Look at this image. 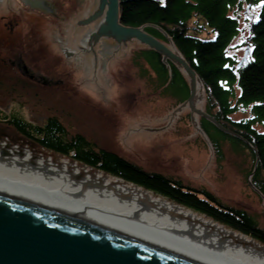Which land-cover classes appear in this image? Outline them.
<instances>
[{
  "label": "rangeland",
  "instance_id": "rangeland-1",
  "mask_svg": "<svg viewBox=\"0 0 264 264\" xmlns=\"http://www.w3.org/2000/svg\"><path fill=\"white\" fill-rule=\"evenodd\" d=\"M102 1H49L58 10V16H54L31 8L23 0H0V72L7 78L23 77L26 84L33 85L18 89L17 97L0 91V110L16 112L33 122L57 115L71 134L82 133L100 148L114 151L145 169L207 187L229 205L246 208L264 227V198L244 173V168L250 166L244 159L248 152L236 151L226 142L223 162H217L214 148L200 127L205 104L201 84L191 103L188 99L176 103L177 98L165 92L161 84L156 89L157 75L149 69L148 61L144 57L133 59L134 51L147 44L135 36L120 39L112 31H101L108 7L106 3L101 8ZM260 7L259 2L251 8L253 17ZM243 27L234 46L242 44L247 34L245 22ZM165 44L177 53L171 42ZM244 49L243 45L238 47L239 56ZM180 66L191 82L190 73ZM0 132L13 133L2 123ZM15 139L0 135V145L4 144L1 148L28 152L35 160L66 163L82 177L101 173L157 195ZM248 238L264 246L255 238Z\"/></svg>",
  "mask_w": 264,
  "mask_h": 264
},
{
  "label": "trees",
  "instance_id": "trees-1",
  "mask_svg": "<svg viewBox=\"0 0 264 264\" xmlns=\"http://www.w3.org/2000/svg\"><path fill=\"white\" fill-rule=\"evenodd\" d=\"M259 2L260 10L253 17L251 8ZM119 20L174 45L204 89L207 115H201L200 127L214 148L217 162H223L226 142L241 153L245 149L248 155L244 159L250 166L244 168V173L264 198V2L121 0ZM243 22L247 24V34L242 44L234 46L244 30ZM241 45L245 49L239 56ZM142 57L156 72V89L163 85L165 92L177 98L176 103L188 99L191 82L178 62L166 59L161 50L151 46L134 51L133 59ZM4 74L0 72V91L6 95L17 97L18 89L32 85L26 84L23 77L7 78ZM237 113L242 115L236 117ZM0 123L13 131L0 135L15 137L16 142L35 145L141 186L264 244V227L246 208L229 205L207 187L185 182L179 176L145 169L114 151L100 148L82 133L71 134L57 115L33 122L16 112L0 110Z\"/></svg>",
  "mask_w": 264,
  "mask_h": 264
},
{
  "label": "bare ground",
  "instance_id": "bare-ground-1",
  "mask_svg": "<svg viewBox=\"0 0 264 264\" xmlns=\"http://www.w3.org/2000/svg\"><path fill=\"white\" fill-rule=\"evenodd\" d=\"M1 147L0 198L9 203L202 264H264V246L190 208L101 173L82 177L66 163Z\"/></svg>",
  "mask_w": 264,
  "mask_h": 264
},
{
  "label": "water",
  "instance_id": "water-1",
  "mask_svg": "<svg viewBox=\"0 0 264 264\" xmlns=\"http://www.w3.org/2000/svg\"><path fill=\"white\" fill-rule=\"evenodd\" d=\"M120 1H102L101 8L106 3L108 7L101 31H112L120 39L135 36L182 65L192 77L191 103L197 92L195 71L155 36L142 28L123 25L119 20ZM201 114L207 115L203 111ZM11 203L0 198V264H202Z\"/></svg>",
  "mask_w": 264,
  "mask_h": 264
},
{
  "label": "flooded vegetation",
  "instance_id": "flooded-vegetation-1",
  "mask_svg": "<svg viewBox=\"0 0 264 264\" xmlns=\"http://www.w3.org/2000/svg\"><path fill=\"white\" fill-rule=\"evenodd\" d=\"M25 3L29 4L31 8L38 10L48 11L49 13L53 14L54 16H58L57 8H54L49 3L50 0H23ZM41 8V9H40ZM101 27V26H100Z\"/></svg>",
  "mask_w": 264,
  "mask_h": 264
},
{
  "label": "snow or ice",
  "instance_id": "snow-or-ice-1",
  "mask_svg": "<svg viewBox=\"0 0 264 264\" xmlns=\"http://www.w3.org/2000/svg\"><path fill=\"white\" fill-rule=\"evenodd\" d=\"M262 2H264V0H262Z\"/></svg>",
  "mask_w": 264,
  "mask_h": 264
}]
</instances>
